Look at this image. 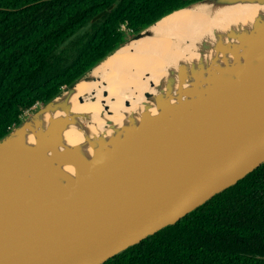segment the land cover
Masks as SVG:
<instances>
[{
	"label": "water",
	"instance_id": "obj_1",
	"mask_svg": "<svg viewBox=\"0 0 264 264\" xmlns=\"http://www.w3.org/2000/svg\"><path fill=\"white\" fill-rule=\"evenodd\" d=\"M202 2L217 7L264 0H195L163 15L0 138V264H102L264 163V23L259 18L248 32L229 31L228 41L217 35L208 63L202 57L167 70L156 93L144 92L159 111H142L136 124L123 127L111 141L96 136L89 158L63 142L67 124L86 116L73 113L62 95H72L81 80H99L95 70L107 57L156 35L164 16ZM201 47L202 55L208 46ZM57 109L62 114L49 115L42 125L43 114ZM32 118L34 143L28 145L23 134ZM64 165L72 166V173Z\"/></svg>",
	"mask_w": 264,
	"mask_h": 264
},
{
	"label": "trees",
	"instance_id": "obj_2",
	"mask_svg": "<svg viewBox=\"0 0 264 264\" xmlns=\"http://www.w3.org/2000/svg\"><path fill=\"white\" fill-rule=\"evenodd\" d=\"M192 1L0 0V138L129 34ZM102 264H264V163Z\"/></svg>",
	"mask_w": 264,
	"mask_h": 264
},
{
	"label": "bare ground",
	"instance_id": "obj_3",
	"mask_svg": "<svg viewBox=\"0 0 264 264\" xmlns=\"http://www.w3.org/2000/svg\"><path fill=\"white\" fill-rule=\"evenodd\" d=\"M255 18L264 23V2L217 7L202 2L164 16L158 22L156 35L142 38L107 57L101 68L95 70H100L99 80H81L72 95L67 98L66 93L62 95L61 99L66 100L73 113L86 116L67 124L62 132L64 144L74 146L78 154L86 159L97 145L96 136L102 142L111 141L123 127L136 124L142 111L156 114L158 108L153 100L144 97V92L156 93L158 82L166 80L167 70L176 69L181 62L188 65L189 61L203 57L208 59V63L214 56L211 45L217 35H222V40L226 41L225 34L229 31L248 32ZM202 44L208 47L201 55ZM221 62V58H218L217 63ZM188 86L186 82L183 84V87ZM102 90L107 91V96H102ZM93 91L95 93L92 95ZM80 96L83 97L81 103L78 101ZM61 114L58 109L52 114H43L42 125L47 124L49 115ZM35 121L36 118L28 121L23 134L28 145L34 143L32 127ZM85 136L91 140V144L85 140ZM63 169L68 173L73 171L70 165H64Z\"/></svg>",
	"mask_w": 264,
	"mask_h": 264
},
{
	"label": "rangeland",
	"instance_id": "obj_4",
	"mask_svg": "<svg viewBox=\"0 0 264 264\" xmlns=\"http://www.w3.org/2000/svg\"><path fill=\"white\" fill-rule=\"evenodd\" d=\"M134 33H131V34H129L128 36H131V35H133ZM127 36V37H128ZM126 37V38H127ZM39 105H36V106H34L31 110H27V111H25V113H24V115H23V118L22 119H25L26 117H28L29 115H31L35 110H36V108L38 107Z\"/></svg>",
	"mask_w": 264,
	"mask_h": 264
},
{
	"label": "built area",
	"instance_id": "obj_5",
	"mask_svg": "<svg viewBox=\"0 0 264 264\" xmlns=\"http://www.w3.org/2000/svg\"><path fill=\"white\" fill-rule=\"evenodd\" d=\"M122 28L125 29V26L123 25ZM129 32H131V30H129Z\"/></svg>",
	"mask_w": 264,
	"mask_h": 264
}]
</instances>
